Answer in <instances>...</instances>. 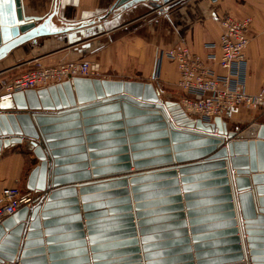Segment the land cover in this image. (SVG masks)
Returning <instances> with one entry per match:
<instances>
[{
    "label": "water",
    "instance_id": "1",
    "mask_svg": "<svg viewBox=\"0 0 264 264\" xmlns=\"http://www.w3.org/2000/svg\"><path fill=\"white\" fill-rule=\"evenodd\" d=\"M12 2L0 61L61 31ZM14 144L38 160L35 199L0 223V264H264V123L192 118L151 81L74 77L0 100V152Z\"/></svg>",
    "mask_w": 264,
    "mask_h": 264
},
{
    "label": "crops",
    "instance_id": "2",
    "mask_svg": "<svg viewBox=\"0 0 264 264\" xmlns=\"http://www.w3.org/2000/svg\"><path fill=\"white\" fill-rule=\"evenodd\" d=\"M114 1L21 0L26 15L45 16L55 11L50 25L61 31L32 48L18 47L3 58L0 84L27 70L34 59L49 64L92 58L109 79L147 82L156 70L154 85L161 96L180 102L183 93L175 86L177 67L166 57L159 58V52L181 44L201 52L205 43L217 41L219 18L228 13L252 18L245 50L247 90L255 93L264 85V0H146L110 10ZM4 3L9 8L13 2L0 0V6ZM153 3L161 5L158 8ZM214 70L223 72L217 66ZM221 118L229 129L252 121L264 123V108L240 106L225 111ZM23 146L10 145L0 152V205L4 187L17 185L26 190V186L20 187L27 157L21 152Z\"/></svg>",
    "mask_w": 264,
    "mask_h": 264
},
{
    "label": "built area",
    "instance_id": "3",
    "mask_svg": "<svg viewBox=\"0 0 264 264\" xmlns=\"http://www.w3.org/2000/svg\"><path fill=\"white\" fill-rule=\"evenodd\" d=\"M219 25L217 41L205 43L201 52L181 44L158 54L159 58L166 57L177 67L175 86L183 93L182 108L187 113H197L205 121H212L240 106L264 108V85L255 93L249 92L246 85L245 50L250 42L252 18H235L224 13ZM214 66L223 72L217 73ZM74 77L101 78V65L89 59L49 64L34 59L27 70L0 84V100L11 98L17 91L47 87ZM155 78L156 70L152 79ZM1 199L0 223L22 206L32 204L35 194L15 185L4 187Z\"/></svg>",
    "mask_w": 264,
    "mask_h": 264
},
{
    "label": "rangeland",
    "instance_id": "4",
    "mask_svg": "<svg viewBox=\"0 0 264 264\" xmlns=\"http://www.w3.org/2000/svg\"><path fill=\"white\" fill-rule=\"evenodd\" d=\"M89 60H92V58L89 59ZM105 76L106 75H105L104 71L101 70V78H106V77L110 78L108 76H106V77ZM156 80H157L156 78L155 79L151 78L150 81L154 84V83H156ZM22 150L27 152L26 153L27 157H26V163H25V172H24V175H23V182H22V185L20 186V187H23L25 189L27 176H28L30 170L38 163V160L34 157L32 151L30 149H28L25 146H23Z\"/></svg>",
    "mask_w": 264,
    "mask_h": 264
},
{
    "label": "trees",
    "instance_id": "5",
    "mask_svg": "<svg viewBox=\"0 0 264 264\" xmlns=\"http://www.w3.org/2000/svg\"><path fill=\"white\" fill-rule=\"evenodd\" d=\"M21 152H22V154H24V155L26 154V152H25V151H21Z\"/></svg>",
    "mask_w": 264,
    "mask_h": 264
},
{
    "label": "bare ground",
    "instance_id": "6",
    "mask_svg": "<svg viewBox=\"0 0 264 264\" xmlns=\"http://www.w3.org/2000/svg\"><path fill=\"white\" fill-rule=\"evenodd\" d=\"M185 111V110H184ZM186 112V111H185Z\"/></svg>",
    "mask_w": 264,
    "mask_h": 264
}]
</instances>
